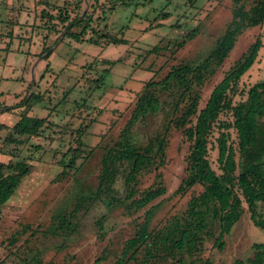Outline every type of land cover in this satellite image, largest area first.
Wrapping results in <instances>:
<instances>
[{
    "label": "rangeland",
    "instance_id": "rangeland-1",
    "mask_svg": "<svg viewBox=\"0 0 264 264\" xmlns=\"http://www.w3.org/2000/svg\"><path fill=\"white\" fill-rule=\"evenodd\" d=\"M50 3L54 6H48L46 12L53 19L42 21V4L38 0H0V123L13 124L23 110L30 117L47 119L40 134L22 145H2L6 131L0 130V161L7 160L9 148L15 146L11 149L17 154L12 156L13 160L27 158L31 166L14 195L0 203V264H92L103 252H107V257L102 263L112 264L149 206H155L150 229H158L173 216L183 214L190 196L201 191L197 185L186 193L175 192L184 177L189 148L180 129L169 130L165 164L159 170L166 188L163 196L130 213L122 205L106 207L101 201L87 204L70 227L64 229L54 228L53 217L69 212L79 196L96 189L101 157L129 118L135 91L150 78L164 77L172 64L197 61L213 48L230 21L231 0H50ZM18 6L24 9V22H30L34 12L37 19L35 24L17 25L10 37L8 14L12 7ZM59 8L61 13L66 10L60 19ZM164 13L169 14L167 18H163ZM77 15L90 19V28L81 42L64 34L70 20ZM155 18L161 22L160 26L155 25ZM104 27L128 42L99 41L92 31ZM193 28L197 29L196 35L185 40ZM71 30L78 32L80 27ZM257 36L262 47L235 86L233 102L245 99L247 90L264 79L263 22L237 37L222 65L200 88L199 108ZM182 40L185 43L180 46ZM154 46L157 52L146 53ZM44 48L48 50L40 55ZM127 50L132 52L127 62L108 65L102 61L116 60ZM26 62H31L29 72L23 71ZM19 78H24L25 84ZM97 79V83L92 82ZM28 84H31L30 93H21ZM31 94L39 95L40 99H27L19 104ZM157 96L161 101L159 110L132 128L137 144H145L177 116L173 110L176 96L167 90H160ZM99 111L104 114L99 115ZM110 117L118 118L115 125L109 124ZM219 118L221 122L232 121L227 111ZM90 123L88 131H82ZM226 131L228 142L236 148L235 129L229 127ZM218 135L215 127L209 160L220 173L215 141ZM72 155L77 156L74 168L65 177H59ZM155 174L154 169H149L138 177L139 192L156 183ZM115 188L120 197L125 196L122 172ZM263 210L260 205L259 212ZM210 229L199 251L169 256L151 264H232L236 259L252 256L253 243L264 242V229L254 225L245 203L240 219L225 235L221 249L214 244L217 226Z\"/></svg>",
    "mask_w": 264,
    "mask_h": 264
},
{
    "label": "trees",
    "instance_id": "trees-1",
    "mask_svg": "<svg viewBox=\"0 0 264 264\" xmlns=\"http://www.w3.org/2000/svg\"><path fill=\"white\" fill-rule=\"evenodd\" d=\"M42 4L40 19H53L46 10L53 8L50 0H38ZM19 9V8H17ZM16 8L11 9L8 16L11 24L14 22ZM66 14L58 9L57 18ZM163 14V18L168 17ZM155 25L161 22L154 19ZM264 22V0H231V18L223 34L217 38L213 48L201 59L194 62L180 61L172 64L159 80L150 78L134 93V105L117 139L105 148L100 160V170L96 189L89 194L79 196L69 212L54 216V228L70 227L77 213L87 204L92 205L101 201L104 206H124L127 211L141 210L166 192L162 182V172L165 164V151L168 143L169 130L180 129L189 142L184 177L175 190L176 193H186L195 186L201 191L192 194L187 202L183 214L173 216L158 229H150V218L154 205L149 206L143 214L142 220L135 223L134 233L127 238L121 251L112 264H151L158 259L174 257L186 253L193 254L201 249L204 239L209 236L212 225L217 226L218 235L214 244L218 249L224 245V237L243 213V203L246 204L255 226L264 229V210L259 212V206L264 208V79L254 83L246 93V97L237 103L233 102L235 86L245 72L255 62L262 40L257 36L247 49L236 59L234 64L224 73L221 80L214 85L203 107L199 108L200 88L220 67L234 47L237 37L247 28L259 26ZM79 26L80 31L71 29ZM90 28V19L75 16L65 28L64 34L74 40L83 41V35ZM99 41L106 40L109 44L127 43L128 40L103 30L92 31ZM197 33L193 28L185 36V40L192 39ZM182 40L179 45L185 43ZM90 43L92 39H87ZM94 41V40H93ZM154 46L146 53L157 52ZM48 48L43 49V53ZM131 50L116 60H102L108 65L116 62H127ZM101 81V77L99 78ZM92 80V82H98ZM92 89V85H90ZM29 86L25 92L30 93ZM160 90L171 91L176 100L173 104L177 116L170 120L161 131L148 138L145 144H137L132 134L134 125L146 116L155 113L161 106L157 94ZM91 92V91H89ZM177 93V94H176ZM39 100V95H30L21 100ZM10 107H4L9 110ZM114 108L112 111H115ZM230 112L232 121L221 122L220 114ZM104 112L99 111V115ZM19 119L12 126L0 124V130L7 131L1 140L2 145H22L30 137H37L47 119L34 118L26 115L24 110ZM116 118H108L110 125L116 124ZM91 123L82 128L88 131ZM110 127V126H109ZM219 135L215 138L218 152L217 162L220 173L209 160V144L214 128ZM233 127L237 136L236 148L230 144L226 131ZM39 146H35L38 150ZM9 151L8 161H0V203L8 201L15 193L22 180L29 175L31 166L27 158H17V154ZM13 156V157H12ZM77 156L72 155L67 164L58 174L65 177L74 168ZM154 169L156 183L139 192L138 177L146 170ZM122 172L125 196L120 197L115 188V182ZM14 242V241H12ZM252 256L246 260L236 259L232 264H264V242L252 244ZM107 252L98 256L92 264H103Z\"/></svg>",
    "mask_w": 264,
    "mask_h": 264
},
{
    "label": "crops",
    "instance_id": "crops-1",
    "mask_svg": "<svg viewBox=\"0 0 264 264\" xmlns=\"http://www.w3.org/2000/svg\"><path fill=\"white\" fill-rule=\"evenodd\" d=\"M15 7H12L11 9H14ZM17 8H19V9H17ZM16 9L18 10L17 11V13L15 14V19H14V22L16 21V23H14V24H11V22L9 21V16H8V27H9V29H10V31L8 32V36H10V37H13V34H12V31H13V29L17 26V25H20V24H35V20L37 19V17L35 16L36 14H35V12L33 13V15H32V17L30 18V22H24V19H25V13H24V11H22V10H24L23 8H22V6H18ZM10 9V10H11ZM10 12V11H9ZM24 13V14H23ZM23 19V20H22ZM43 49L41 50V52H40V55L41 54H43ZM45 56H47V55H45ZM30 67H31V62H26L25 63V65L23 66V71L24 72H29L30 71ZM18 80H20L21 81V83H23V84H25V79L24 78H19ZM29 86V88L31 89V84H28L27 86H26V88ZM26 88H23L22 89V91H21V93H26L25 92V89ZM28 91H30V90H28ZM12 102V101H11ZM20 117V116H19ZM19 117H18V119H19ZM17 119V120H18ZM17 120H16V122H17ZM0 124H5V125H7V126H12L13 124H15V122L13 123V124H8V123H0ZM6 133H7V131H6ZM6 135V134H5ZM2 140V139H1ZM8 154V153H7ZM9 158H10V156H9ZM8 158V159H9ZM8 159L7 160H1V161H3V162H6V161H8Z\"/></svg>",
    "mask_w": 264,
    "mask_h": 264
}]
</instances>
